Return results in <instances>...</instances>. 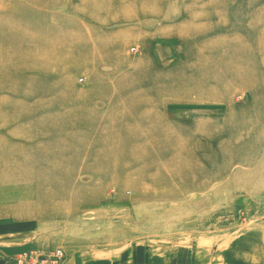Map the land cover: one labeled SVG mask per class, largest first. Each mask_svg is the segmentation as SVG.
<instances>
[{"label": "rangeland", "instance_id": "374dc122", "mask_svg": "<svg viewBox=\"0 0 264 264\" xmlns=\"http://www.w3.org/2000/svg\"><path fill=\"white\" fill-rule=\"evenodd\" d=\"M4 225L64 264H264V0H0Z\"/></svg>", "mask_w": 264, "mask_h": 264}, {"label": "crops", "instance_id": "0c3cea01", "mask_svg": "<svg viewBox=\"0 0 264 264\" xmlns=\"http://www.w3.org/2000/svg\"><path fill=\"white\" fill-rule=\"evenodd\" d=\"M24 226H8L4 225L2 228H0V236H13L16 234H19L22 236V239L13 241L12 240H5L4 238H0V264H13L11 261V258L14 254H18L22 251L34 249V248H40L38 246H35L34 244H31L32 237L30 234H25L26 232ZM31 239V240H30ZM49 249V248H47ZM12 256V257H11ZM9 259V262L7 260ZM74 259V260H73ZM77 258H70L67 259L65 264H133L129 258L122 257L121 259H114V260H108V259H89L87 262L81 261V259L76 261Z\"/></svg>", "mask_w": 264, "mask_h": 264}, {"label": "built area", "instance_id": "2783aa9c", "mask_svg": "<svg viewBox=\"0 0 264 264\" xmlns=\"http://www.w3.org/2000/svg\"><path fill=\"white\" fill-rule=\"evenodd\" d=\"M66 253L62 248H34L22 251L12 258L13 264H64Z\"/></svg>", "mask_w": 264, "mask_h": 264}]
</instances>
